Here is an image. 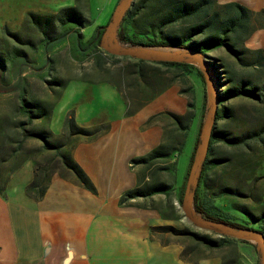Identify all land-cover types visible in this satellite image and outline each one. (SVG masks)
<instances>
[{
    "label": "rangeland",
    "instance_id": "374dc122",
    "mask_svg": "<svg viewBox=\"0 0 264 264\" xmlns=\"http://www.w3.org/2000/svg\"><path fill=\"white\" fill-rule=\"evenodd\" d=\"M38 1L40 0H0V55L5 63L3 68H0V190L10 199L23 196L24 189L30 181L38 182L36 188L33 189V186L28 188L36 195L38 186L45 181V177L51 171L58 170L62 173L68 169L61 163L58 152L68 153L72 144L79 137L85 136L82 133H72L75 125L92 120L96 127H90V134L97 133L103 129L99 125L104 119L110 121L128 115L129 111L140 105V100L143 99L133 77L124 82L119 79V66L128 60L118 54H115L118 57L104 55L99 63L93 62L91 56L78 58L70 50V35L67 34L64 40L63 36L59 37L60 30H71L75 26V22L71 19H66L63 23L58 21L60 7L73 5L78 0H63L54 5L50 2L45 4ZM114 1L87 0L86 12H81L86 18L82 30L84 37L90 36L97 25L106 23ZM218 1L226 2V0ZM234 1L254 11L264 7L259 5V0ZM42 6L44 9L41 8ZM252 37L245 38L243 46L251 50L262 49L258 44L260 41H253ZM118 41L123 43L121 40ZM126 44L130 43L126 42ZM161 47L181 48L171 45ZM246 54L248 58L251 57L248 51ZM211 55L220 56L228 63L234 78L250 80L262 90L264 67L242 65L223 49L209 51L208 55L203 57L212 60ZM147 61L150 62L148 59ZM150 66L160 71L159 83L162 84L168 81L172 73L163 65L147 63L145 68L150 78L148 84L150 87L146 92H150L153 86L156 88L151 77V71L155 69ZM224 68L218 66L220 77L216 79L220 84L217 92L230 84ZM102 81L112 84L115 90L113 89V92L108 90V86ZM169 83L178 86L177 93L184 98L185 103L190 100V92L185 87L191 84L193 88V119L185 130L184 137L182 128L172 122L174 121L172 116L161 113L156 117L166 126L167 132L163 142H170L175 146L173 148L175 152L171 156V159L175 160L174 170L162 168L157 170V174L160 179L177 186L181 180L185 184L184 176L194 135L200 125L198 122H202L207 109V92L204 83L205 105L199 119L202 88L199 89V83L195 82V78L186 76L183 81L179 76L172 77ZM21 97L39 105L34 106L31 103L32 105L25 106L27 110L22 111ZM257 100L243 95L228 98L223 103L230 107L231 117L217 118L213 121L214 126L227 130L229 134L246 136L247 146L231 145L221 141L212 142L210 156H215L221 161L211 165L207 173L208 194L217 192L224 186L228 187L231 192L216 193L221 194L218 199L224 202L220 207L230 216L239 219L248 216L245 209L254 214L264 212V100ZM218 101L217 106L220 105ZM41 105L46 108L44 114L41 113L44 109ZM29 110L32 116H29ZM35 113L42 115L34 116ZM182 114L178 115L180 119ZM33 131H44L46 139L60 143L59 148L51 147L52 145L44 148L43 138L34 135ZM255 132L256 135L253 134ZM175 134L178 141L183 139L182 147L176 146L173 138ZM254 136H261L262 141ZM158 160V164H166L170 161L167 158ZM154 166L156 164L146 170L148 179L140 180L149 181L150 171ZM233 190L236 193H233ZM170 197L173 206L171 213L177 214V217L163 219L159 224L162 227L151 230L162 242L172 241L181 244L182 256L193 259V263L205 255L218 256L214 259L210 258L213 262L205 263L199 260L196 264H251L249 261L251 254L246 252L248 245L246 243L241 245L240 240L230 239L221 246H208L194 236L181 232L180 229L185 228L197 234H207L211 238L221 235L213 229L189 220L184 215L181 201L176 199L174 190L170 193ZM155 202L165 212H170V207L164 206L159 197H156ZM166 225H171L172 228H166ZM261 233L264 235V232ZM149 263L158 264L157 261L153 263L151 259Z\"/></svg>",
    "mask_w": 264,
    "mask_h": 264
},
{
    "label": "crops",
    "instance_id": "0c3cea01",
    "mask_svg": "<svg viewBox=\"0 0 264 264\" xmlns=\"http://www.w3.org/2000/svg\"><path fill=\"white\" fill-rule=\"evenodd\" d=\"M59 1L63 0L38 2L54 5ZM86 4L87 0H78L72 6L86 12ZM259 5L264 6V0H259ZM74 27L68 29L63 40ZM78 29L77 37L82 41L89 37H84L83 25ZM251 37L260 41L259 47L264 51V27H255L247 38ZM102 83L111 92L115 90L112 84ZM177 88L170 83L155 95L141 99L128 115L104 119L99 125L103 129L97 133L90 134V127H96L92 120L78 125L88 133L72 144L69 156L82 169L93 190L84 187L69 169L62 173L51 171L40 195L24 189L23 196L10 199L0 190V264H150V259L158 264H196L218 257L205 255L193 263V259L182 256L181 244L162 242L153 234L152 226L167 219L161 217V207L155 199L159 197L164 206L167 199L170 207V193L134 197L127 204L118 202L123 190L136 186L141 178L148 179L149 167L133 159L163 142L166 126L156 117L185 111L187 104ZM247 245L249 261L257 264L256 249Z\"/></svg>",
    "mask_w": 264,
    "mask_h": 264
},
{
    "label": "trees",
    "instance_id": "16d2710c",
    "mask_svg": "<svg viewBox=\"0 0 264 264\" xmlns=\"http://www.w3.org/2000/svg\"><path fill=\"white\" fill-rule=\"evenodd\" d=\"M110 16L107 17L106 21ZM58 21L63 23L66 19H71L75 22V29L70 32L71 45L70 50L73 55L78 58H83L85 56H91L93 62L99 63L104 55L109 57H118L113 53H108L99 46L100 34L104 28V25H97L92 34L85 39L81 40L77 37L80 34L78 29L79 26L83 25V21L86 18L79 11L77 6H66L59 10ZM61 25V24H60ZM264 26V7L258 10L249 9L247 6L234 1L229 0L226 2L218 3L215 0H132L129 6L126 8L119 25L117 27V37L123 42H128L130 44H145V45H171L177 47H186L193 51L200 52L203 56L208 55L209 51L212 50H226L231 54L235 60H237L242 65H252L253 67H264V53L262 49H248L243 46V41L255 27ZM68 29H63L58 32L59 37L67 33ZM55 39V38H54ZM251 54L248 58L246 52ZM122 58L128 60V62L119 66V79L124 82L126 79L133 77L141 90L143 98L151 97L162 90L164 87L169 85L172 77H180L181 80L186 78V76L194 77L200 84L202 92L200 95V105L198 117L204 109L205 94H204V77L202 70L193 63L178 61V60H149L132 57L129 55H119ZM212 60L206 59L208 66L214 75L220 77L218 72V66L225 67L227 72V80L230 84L222 88V90L217 92L218 102L215 111V117L217 118H229L232 115L229 106L223 103L224 100L243 95L249 98H256L257 101L264 100V86L260 90L257 85L250 82V80L244 78H234L231 68H229L228 63H226L220 56L211 55ZM13 62V61H12ZM152 65H163L165 68L170 70L172 73L168 78V81L164 84L159 83L161 76L158 74L160 71L155 69L151 71V77L153 78V83L156 88H150V92H146L148 84L150 83V78L146 64ZM5 65L4 58L0 55V68ZM130 74V75H129ZM141 80L144 82H141ZM152 80V79H151ZM151 85V84H150ZM186 90L190 92V100L187 101V109L182 114V119L173 112H170L173 120L172 122L182 128V135L184 137L185 130H187L191 120L193 119V88L189 84ZM259 89V90H258ZM184 91V90H183ZM30 103V104H28ZM37 104V102H29L21 97L20 108L22 111L27 110L26 105ZM39 105V104H37ZM43 106V105H41ZM41 113L46 112V108L43 106ZM30 112V110H29ZM41 113H35L34 116H40ZM32 112L29 116H32ZM42 115V114H41ZM71 119V117H70ZM200 119V117H199ZM214 120V121H215ZM200 124V122H198ZM199 127L194 135V142L192 150L189 154L188 164L186 168L185 178L189 170V166L193 157V152L195 145L198 140ZM73 132L77 133H88L83 127L75 125ZM36 136L43 138L44 142L42 146L48 148L51 147L59 148V142H50L45 138L44 131H33ZM178 134V133H177ZM256 135V132L253 133ZM174 135V141L177 147H182L184 144L183 139L177 140ZM257 140L262 141L261 136H254ZM214 141L226 142L231 145H245L247 146L246 136H237L229 134L225 129L214 126L211 127L207 150L204 159L201 162V166L197 175L196 184L193 189V207L195 211L200 212L204 217L221 221L223 223L229 224L233 227H249L254 228L259 232H264V212L259 214H254L253 212L245 209L248 216L243 219L235 218L230 216L227 212L223 211L220 207L224 202L219 200L222 192H231L228 187L224 186L220 188L217 192H212L208 194L207 188V173L211 165H214L221 160L212 155L211 143ZM264 142V140H263ZM54 143V144H53ZM170 142H161L155 147L151 148L146 154L138 156L133 159L135 162H142L145 167H150L154 164V168L150 171V180L141 181L137 183L136 186L127 188L123 190L118 198L120 204L129 203V199L134 197H146L153 193L163 192L167 196L173 190L175 192L176 199L180 202L183 194L184 181L174 186L172 182H166L158 177L157 170L162 168H171L174 170V159H171L174 151V144ZM56 145V146H55ZM176 147V148H177ZM263 150V149H262ZM262 150L260 152H262ZM61 163L67 167L77 178V180L86 188L93 190V186L89 182L88 178L79 167V165L74 162L70 156L69 152H58ZM162 158H167L170 160L166 164H158L159 160ZM167 160V161H168ZM48 176V175H47ZM45 177V180L47 179ZM45 182V181H44ZM38 186L37 195H40L45 188V183ZM38 182L30 181L26 185V190L28 188H36ZM235 190V189H234ZM233 190V191H234ZM233 193H236L234 191ZM217 195V196H216ZM223 197V195H222ZM223 199V198H222ZM165 205H168L167 199ZM173 211V206L170 205V212H165L162 208H159L161 217L175 218L177 214L171 213ZM161 225L152 226L151 230L159 229ZM166 228H172L171 225H166ZM181 232L194 236L201 242L208 246H221L225 244L230 239L240 240L243 243H248L255 248V244L239 237H234L227 234H221L216 238H211L207 234H197L195 232L189 231L185 228L180 229ZM256 249V248H255Z\"/></svg>",
    "mask_w": 264,
    "mask_h": 264
},
{
    "label": "water",
    "instance_id": "95a60500",
    "mask_svg": "<svg viewBox=\"0 0 264 264\" xmlns=\"http://www.w3.org/2000/svg\"><path fill=\"white\" fill-rule=\"evenodd\" d=\"M131 1L132 0L117 1L100 34V47L109 53L118 55H129L148 60H178L190 62L202 70L204 77L207 92V109L200 123L198 140L194 148L193 157L183 187L181 209L184 215L192 222L213 229L219 234L243 238L254 243L259 258V264H264V235L261 232L254 228L244 226L233 227L221 221L204 217L197 213L192 205L193 189L196 184L201 162L207 150L208 138L215 117L218 101L217 88L220 82L217 81L213 71H211L205 61L206 59L200 52L193 51L186 47L167 49L161 47L164 45L158 47L157 45L120 43L117 37V27Z\"/></svg>",
    "mask_w": 264,
    "mask_h": 264
}]
</instances>
